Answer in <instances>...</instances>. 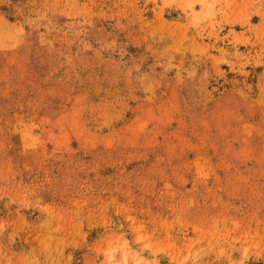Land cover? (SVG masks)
Masks as SVG:
<instances>
[{
    "label": "rangeland",
    "instance_id": "rangeland-1",
    "mask_svg": "<svg viewBox=\"0 0 264 264\" xmlns=\"http://www.w3.org/2000/svg\"><path fill=\"white\" fill-rule=\"evenodd\" d=\"M0 264H264V0H0Z\"/></svg>",
    "mask_w": 264,
    "mask_h": 264
}]
</instances>
